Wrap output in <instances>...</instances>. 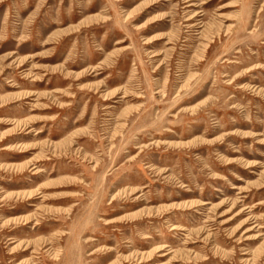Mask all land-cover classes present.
Masks as SVG:
<instances>
[{
  "label": "rangeland",
  "instance_id": "obj_1",
  "mask_svg": "<svg viewBox=\"0 0 264 264\" xmlns=\"http://www.w3.org/2000/svg\"><path fill=\"white\" fill-rule=\"evenodd\" d=\"M0 264H264V0H0Z\"/></svg>",
  "mask_w": 264,
  "mask_h": 264
},
{
  "label": "bare ground",
  "instance_id": "obj_2",
  "mask_svg": "<svg viewBox=\"0 0 264 264\" xmlns=\"http://www.w3.org/2000/svg\"><path fill=\"white\" fill-rule=\"evenodd\" d=\"M189 6H193V5H189ZM204 204H205V203H203V204H201V205H204ZM174 229H175V228H174ZM181 230H182V229H181ZM166 248H168V246H167V245H164L163 248H162V250L164 251V249H166ZM162 250H161V251H162ZM168 254H169V252H166V253L164 252V254H162L161 256H165V255H168Z\"/></svg>",
  "mask_w": 264,
  "mask_h": 264
}]
</instances>
